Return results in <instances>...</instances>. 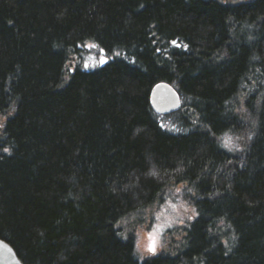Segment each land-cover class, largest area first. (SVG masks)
<instances>
[{"label": "trees", "instance_id": "trees-1", "mask_svg": "<svg viewBox=\"0 0 264 264\" xmlns=\"http://www.w3.org/2000/svg\"><path fill=\"white\" fill-rule=\"evenodd\" d=\"M93 44L107 62L70 68ZM6 113L0 240L21 264H264V0H0ZM169 185L193 216L139 261L122 225Z\"/></svg>", "mask_w": 264, "mask_h": 264}, {"label": "rangeland", "instance_id": "rangeland-1", "mask_svg": "<svg viewBox=\"0 0 264 264\" xmlns=\"http://www.w3.org/2000/svg\"><path fill=\"white\" fill-rule=\"evenodd\" d=\"M99 59L100 53L96 48L86 45L81 51L80 58L75 56L68 65L72 68L76 64H80L82 68L92 69L100 64ZM86 64L87 67H85ZM9 114L10 113L0 115V123L3 124ZM240 146V142L229 140L227 150L233 152V150L239 149ZM186 193L188 192L183 185H169L163 190L161 194L162 198L159 203L149 207L143 212L137 213L141 218L138 222L134 223V221H129L132 224L124 222V225H122L124 233L128 232L127 227L130 225V227H132L129 233H131L134 238V251L139 261L160 252L167 254L171 249L175 248V246H173L170 249L169 244L173 240L178 242L180 239L177 234L178 228L183 226L185 221H188L193 216L190 203L184 198ZM152 243L155 245L154 253L149 251V245Z\"/></svg>", "mask_w": 264, "mask_h": 264}, {"label": "water", "instance_id": "water-1", "mask_svg": "<svg viewBox=\"0 0 264 264\" xmlns=\"http://www.w3.org/2000/svg\"><path fill=\"white\" fill-rule=\"evenodd\" d=\"M151 105L159 112L170 111L177 107L178 98L166 83L157 84L151 93ZM0 264H21L13 250L0 240Z\"/></svg>", "mask_w": 264, "mask_h": 264}, {"label": "snow or ice", "instance_id": "snow-or-ice-1", "mask_svg": "<svg viewBox=\"0 0 264 264\" xmlns=\"http://www.w3.org/2000/svg\"><path fill=\"white\" fill-rule=\"evenodd\" d=\"M173 43H175V42H173ZM89 47H98L97 45H95V44H93V45H89ZM186 47V46H185ZM99 51H100V53H101V55H100V59H99V63L100 64H104V63H106L107 61H106V59H105V57H104V49H99ZM117 55H119V53H117ZM85 67H87V64L85 65ZM0 127H3V124L2 123H0ZM3 151L4 152H8V149L7 148H5V149H3ZM151 175H153V176H156L157 175V173L155 172V171H153L152 173H150ZM150 239H151V237H150ZM149 251H151V252H155V245H154V243H152V244H150L149 245Z\"/></svg>", "mask_w": 264, "mask_h": 264}]
</instances>
